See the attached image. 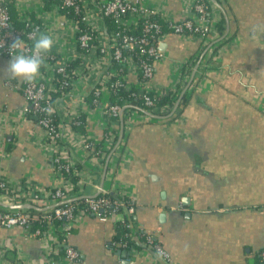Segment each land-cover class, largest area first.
I'll list each match as a JSON object with an SVG mask.
<instances>
[{
    "label": "crops",
    "instance_id": "0c3cea01",
    "mask_svg": "<svg viewBox=\"0 0 264 264\" xmlns=\"http://www.w3.org/2000/svg\"><path fill=\"white\" fill-rule=\"evenodd\" d=\"M150 1L162 5L163 15L173 20L186 15V0ZM220 8L222 33L233 36L217 66L193 77L189 92L186 83L176 84L179 65L193 61L199 40L172 32L160 40L164 58L155 64L153 79L160 89L172 92L171 114L181 106L182 96H189L177 116L144 119L138 112L121 139L123 121L118 119L107 165V156L102 164L89 158L80 162L78 168L86 172L84 191L77 184L79 175L76 181L70 179L72 192L80 195H94L119 180L133 197L134 225L155 235L168 259L140 246L123 261L128 250L115 239L118 216L101 220L86 214L67 235L80 252L79 260L70 264H259L264 246V0H225ZM9 59L0 54V120L6 124L0 137L10 151L0 165L9 176L27 175L47 186L51 163L36 145L38 130L19 114L22 94L4 85L6 79L22 80L6 71ZM195 67L190 65L189 78ZM99 119L94 108L83 132L99 135ZM13 121L17 130H12ZM78 155L84 152L79 149ZM14 232L1 230L2 235ZM16 240L19 248L3 264L45 262L47 252L37 239Z\"/></svg>",
    "mask_w": 264,
    "mask_h": 264
},
{
    "label": "built area",
    "instance_id": "2783aa9c",
    "mask_svg": "<svg viewBox=\"0 0 264 264\" xmlns=\"http://www.w3.org/2000/svg\"><path fill=\"white\" fill-rule=\"evenodd\" d=\"M1 1L0 54L9 55L10 44L17 38L24 41V50L30 52L28 40L39 31L52 34L55 44L46 54L40 75L34 81L4 80L5 86L22 94L24 102L19 114L37 128L36 135L32 131L31 136H35L37 147L49 159L51 173L49 185L44 186L27 175L9 176L0 165V264L6 261L10 251L19 248L17 236L40 242L47 252L43 264H70L79 260L80 252L68 243L67 235L72 225L86 214L101 220L118 216L116 221L126 223L133 242L147 249L148 253L156 254L157 258L168 259L156 236L141 231L130 219L134 207L124 203L121 196L125 195L130 201L133 197L119 180L114 179L109 189L98 188L95 195L81 193L85 207H79L74 200L68 201L75 197L70 192L73 187L70 179L71 175H79L77 184L84 191L82 184L86 172L78 165L85 163V158L102 164L107 152L112 150L118 121L108 123L106 114L122 119L123 129L136 121L141 111L144 119L177 114V110L171 114L172 104L156 105L157 96L169 93V90L160 89L153 79L155 64L164 58V52L159 48L160 40L168 32L190 35L199 40L201 48L193 59L196 67L186 87L189 92L195 84L193 77L207 75L211 69L206 67L215 65L225 49L219 47L213 52L214 43L222 35L215 28L220 17L219 8L211 0L208 3L186 0V15L173 20L163 15L162 5L150 0H13L22 25L11 28L8 11ZM157 16L167 23L168 31L162 30ZM183 66L179 65L181 72L176 82L179 85H187L191 76L187 63ZM119 88L127 92L135 88L143 104L137 105L128 99L119 102L118 98L111 101V93ZM88 95H91V101L86 99ZM94 108L100 115L101 127L96 137L74 128L81 122L83 114L85 130ZM130 108L132 110L128 111ZM1 121L0 127L4 128L6 124ZM106 127L111 130L109 133L104 132ZM12 130H17L16 121L12 122ZM103 136L105 139L98 144ZM8 146L0 137V163L10 155ZM79 149L84 152L83 156L78 155ZM96 167L93 165L91 169ZM22 203L49 207L37 213L35 209L8 207L9 204ZM120 208L123 210L119 211ZM62 218L64 222L55 223ZM40 224H45L46 228L42 229ZM1 230L15 232L2 235ZM122 246L128 250V255L122 258L127 261L134 246L126 242H122ZM60 247L62 254H59ZM258 256L264 262V246ZM151 259L152 262L157 260L154 255ZM17 263L22 264L14 262Z\"/></svg>",
    "mask_w": 264,
    "mask_h": 264
},
{
    "label": "trees",
    "instance_id": "16d2710c",
    "mask_svg": "<svg viewBox=\"0 0 264 264\" xmlns=\"http://www.w3.org/2000/svg\"><path fill=\"white\" fill-rule=\"evenodd\" d=\"M204 2L208 3L209 1L208 0H203ZM225 0H218L219 3H223ZM13 0H2L1 1V4H3L7 11H8V14H9V19H10V24H11V28L14 27V28H19L22 24L21 22L18 20V12H17V9H15L14 7V4H13ZM161 25V28L162 30L164 31H168L169 30V27L167 25V23H165L163 21V19H161L160 17H156ZM215 28H216V31L218 32V34H222L223 32V29H224V17L222 16V14L220 13V17L219 19L215 22ZM233 36V34L231 33H226L225 36H223L222 38H220L218 41H216L214 43V53L216 52V50L219 48V47H225L226 49V44L227 42L231 39V37ZM29 43L32 45V40H28ZM199 47L201 48V45H199ZM3 56H6V57H10V55H4L2 54ZM192 58V57H191ZM210 60V58L208 59V61ZM194 61H192L191 59L188 60L187 62V66H188V69H190V65L193 63ZM217 66V63L215 65H212V66H208L206 67V69H212V68H215ZM134 93V94H131V93ZM130 92H127L121 88L117 89L115 93H111L110 95V100L113 101L115 98H118L119 102H122L123 99H128L129 101H131L132 103L134 104H137V105H141L143 104L142 102V97L140 94H138V90H136L135 88L132 89ZM87 100L90 99L89 101H91V95H88ZM172 92H169V93H165V94H162L160 96H157L156 98V105H161V104H164V103H168V104H173V100H172ZM189 100V96L187 95V93H185L183 96H182V99L180 101V104L181 106L178 108L177 110V114L181 111V107L185 106L186 103L188 102ZM132 109L130 108L128 111H131ZM159 113V111H157ZM177 114L173 115L172 117H175L177 116ZM172 117H168L167 119H170ZM85 118V115H81L80 116V119H81V122L77 125H74V128L76 130H80V131H84V124H83V119ZM105 118L107 119V122L110 123L112 121H118V116H115V115H105ZM173 119V118H172ZM111 130L106 127L104 129V132L106 133H109ZM107 135V134H106ZM105 139V137L103 136L101 139H100V142L98 144H100L103 140ZM71 179L73 181H76L77 179V176L76 175H71ZM73 191H75V189H72ZM72 190L70 192H72ZM73 193V192H72ZM75 195V197L77 196H80V193L79 192H74L73 193ZM121 199L124 203H128V205H132L134 206V201H130V199L128 197H126L125 195L124 196H121ZM73 203H76L77 206L79 207H85V203H84V200L82 197H79L77 199L74 200ZM123 209H119V211H122ZM32 211H34L32 209ZM35 213L38 212V210L34 211ZM133 213L130 214V219L133 221ZM65 219H59L58 221H55V223H61V222H64ZM115 225H116V228L118 229V233L116 234L115 236V239L116 241H120V242H126L127 245H131V246H134V247H140L139 245H137L135 242H133L129 236V227L126 225V223H123L121 221H116L115 222ZM40 227L42 229L46 228V225L45 224H40ZM58 237L59 238H62V235L60 233H57ZM62 249L60 247L59 249V254H62ZM258 258V263L259 264H264L263 261H261L259 259V256L257 257Z\"/></svg>",
    "mask_w": 264,
    "mask_h": 264
},
{
    "label": "clouds",
    "instance_id": "9594fccd",
    "mask_svg": "<svg viewBox=\"0 0 264 264\" xmlns=\"http://www.w3.org/2000/svg\"><path fill=\"white\" fill-rule=\"evenodd\" d=\"M54 44L55 40L52 34L39 31L32 36L31 50L27 52L24 50V41L17 38L10 44V59L6 71L13 78L34 81L40 75L46 54L52 50Z\"/></svg>",
    "mask_w": 264,
    "mask_h": 264
},
{
    "label": "water",
    "instance_id": "95a60500",
    "mask_svg": "<svg viewBox=\"0 0 264 264\" xmlns=\"http://www.w3.org/2000/svg\"><path fill=\"white\" fill-rule=\"evenodd\" d=\"M218 8H220V3L217 1V0H211ZM221 9V8H220ZM226 34V31L224 33H222L221 37L222 38L223 36H225ZM192 78L189 79L186 87L188 86V84L191 82ZM122 121V119H121ZM122 135H123V125H122V122H121V130H120V134H119V139L122 138ZM108 159H109V155L107 156L106 158V165H107V162H108ZM106 165L104 166V169H103V173H102V177L101 179L103 180L104 178V175H105V171H106ZM98 192V191H97ZM95 195V194H94ZM83 196V195H82ZM82 196H77V197H73L71 199H69L68 201H73L79 197H82ZM1 204V203H0ZM8 207H15V208H26V209H35V210H38V211H41V210H45L47 209V207L49 206H46V207H38L36 205H33L31 203H22V204H9Z\"/></svg>",
    "mask_w": 264,
    "mask_h": 264
}]
</instances>
